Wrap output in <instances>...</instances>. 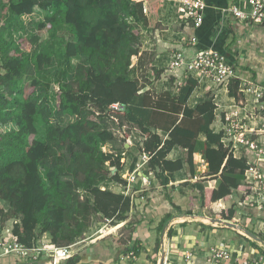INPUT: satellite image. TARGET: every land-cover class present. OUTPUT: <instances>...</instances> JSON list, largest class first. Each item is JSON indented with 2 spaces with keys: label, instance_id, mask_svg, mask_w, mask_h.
<instances>
[{
  "label": "trees",
  "instance_id": "obj_1",
  "mask_svg": "<svg viewBox=\"0 0 264 264\" xmlns=\"http://www.w3.org/2000/svg\"><path fill=\"white\" fill-rule=\"evenodd\" d=\"M35 7L44 12L37 27L47 28L48 37L28 50L14 34L24 30L21 17L31 15ZM159 7V0H0V223L10 218L15 222L11 234L19 243L31 246L37 234H47L57 247L73 244L82 239L95 217L113 225L125 222L127 227L128 214L139 205L135 199L142 198V215H135L127 239L112 238V245L122 248L120 253L138 255V233L146 238L150 230L142 226L150 227L151 217L160 211L158 227L162 228L171 210L179 209L171 201L176 188L168 184V175L180 170L183 162L193 174L195 153L207 164L211 185H191V212L202 213L210 203L234 195L232 206L221 217L231 219L242 211L264 219V209L245 205L237 194L238 190L249 192L250 185L240 181L251 166L258 168L264 180V157L246 145L240 147V158L233 156L222 142L224 133L210 128L216 108L211 99L194 108L187 106L198 82L189 77L177 87L176 95L166 90L157 94L154 89L143 90L135 75L132 61L139 56L144 35L161 28ZM61 32H67L68 38ZM30 41L36 44L38 36ZM76 56L83 60L72 66ZM54 57L61 59L64 69L60 74L67 79L57 81L56 109L36 91L40 82L34 77ZM153 71L155 78L164 73ZM239 82V78H229L226 85L238 105L242 102ZM115 104L120 108L112 107ZM110 116L118 128L132 126L144 138L136 153L149 157L146 166L160 181L159 195L167 202L166 210L165 205L158 210L147 204L158 193L152 188L134 187L125 195L104 187L126 185L121 160L122 152H130L124 148L125 141L124 151L101 149L102 144L115 148L118 142L109 128L100 127ZM40 126H44L42 137ZM157 129L167 133L165 139ZM174 146L185 150L184 161L166 159ZM136 161L133 157L130 170ZM127 241L130 246H125ZM80 255L75 253L64 263L78 264ZM21 263L14 255L0 258V264Z\"/></svg>",
  "mask_w": 264,
  "mask_h": 264
},
{
  "label": "crops",
  "instance_id": "obj_2",
  "mask_svg": "<svg viewBox=\"0 0 264 264\" xmlns=\"http://www.w3.org/2000/svg\"><path fill=\"white\" fill-rule=\"evenodd\" d=\"M159 1L158 16L161 28L150 34L149 38L151 39L144 41L139 56L135 58L136 62L133 64L136 67L135 75L143 86V90L154 89L157 94L166 90L176 95L178 86H183L189 77L195 79L198 86L189 96L187 106L194 108L211 99L216 108L210 128L214 132H223L222 140L229 135L234 138L232 133H229L225 128L226 113L232 114L235 119L238 117L245 127L247 125L254 127L260 123L261 114L254 110L251 104L245 105L243 102L238 105L234 98L228 95L227 84L213 82L197 71L186 73L184 67L173 69L169 67L171 57L175 53L181 52L185 57L190 58L201 49L214 48L234 65L239 78L264 85V26L241 22L228 12L232 5L243 8L245 0H204L203 20L197 28L193 26L192 20H186L177 0ZM141 67L145 68L144 72H140ZM154 68L164 70V73L155 78ZM169 77L173 78L172 82L169 81ZM142 78L145 79V82L141 81ZM179 119L180 116H178L177 121ZM126 127H122L124 133L122 138H125L126 141L124 148L134 150L132 146L134 132L131 131L133 128L126 131ZM156 132L163 139L167 136V133L162 129H157ZM245 134L246 137L259 138L264 141V134H259V136L258 133L249 130ZM199 138L204 140L202 135ZM143 139L142 135L139 136L138 134L136 146L141 145ZM241 155L240 151L235 158H240ZM129 157L122 170L123 174L133 171L129 169L133 157H136V163H141V154L138 152L133 154L130 151ZM166 159L184 161L185 150L179 146H174L167 154ZM146 164H142L139 168V175L130 188V193L133 192L134 187L137 190L152 188L158 193L147 204L151 208L156 206L158 210L165 205L164 209L166 210L167 202L159 195V190L162 188L160 181L153 172L147 169ZM194 165L193 174L183 162L180 170L174 171L170 176L168 175V184L176 188L170 194L171 201L179 209L171 210V217L162 228L158 227L163 213L160 211L151 217L153 222L150 227L148 225L142 226V230H150L145 233L146 238H142L138 233L140 237L138 239V255L133 252L122 254L120 253L122 248H118V245H105L102 241L104 238H109L108 236L111 235L109 233L114 232L121 225L123 226L124 222L110 225V228H107L108 234L102 236L100 240L89 242L79 248L76 247V253L81 254V260L78 264H158L162 255L171 264H183V255L186 252L192 254L187 264H209L207 261L209 252L211 248L217 246L229 248L232 256L240 258L241 261L258 257L264 263V219L251 218L242 211H237L231 219L224 217L233 204L234 195L210 203L202 210V213H196L195 209L191 212L189 195L191 185L198 183L206 188L211 185L210 177L207 176V164L202 160L199 153L194 154ZM262 175L264 176V171ZM257 176H261L259 170ZM185 183L188 185H184ZM240 184L248 183L242 179ZM113 188L110 189L116 193L124 192L123 186L117 190ZM248 193L242 190L237 192L243 201ZM135 203L139 205L133 208L134 215H138L137 211L141 213L139 215H142L145 201L142 198L135 199ZM149 211L151 212V209ZM221 214L224 216L221 217ZM110 238H118V236L113 234ZM162 242L164 246L161 247ZM130 245V241H127L125 246ZM223 264L232 263L225 262Z\"/></svg>",
  "mask_w": 264,
  "mask_h": 264
},
{
  "label": "built area",
  "instance_id": "obj_3",
  "mask_svg": "<svg viewBox=\"0 0 264 264\" xmlns=\"http://www.w3.org/2000/svg\"><path fill=\"white\" fill-rule=\"evenodd\" d=\"M180 10L184 13L187 21H193L195 28L199 27L203 20V12L205 8L204 0H177ZM228 12L241 22H249L253 25L264 26V0H245L243 8L232 5ZM170 68L185 67L186 73L193 71L200 72L203 76L209 80L227 84L229 78H239L234 68V65L228 62L225 56L214 48H204L199 50L191 59L186 60L183 53H175L172 55ZM238 91L242 95V103L251 104L253 109L261 114V121L258 126H244L241 120L230 113L225 114L226 130L234 136L230 135L222 140L226 143L233 156L240 152L242 145L248 146L252 151L262 155L264 157V141L259 138L246 137L244 132L253 131L260 134H264V85H259L251 82L247 79L239 78ZM114 108H120L118 105H112ZM239 129H242L239 130ZM259 135V136H260ZM225 141V142H224ZM149 157L145 154L141 155V163H136L135 168L131 172L123 174L121 177L126 181V185L123 187L124 194L130 193V188L136 182L138 177L139 168L142 164L147 163ZM258 168L251 166L245 172L244 181L251 185L249 193L246 195L243 203L245 205L256 204L258 208L264 209V180L257 176ZM253 185V186H252ZM263 197V199H262ZM106 223H110L109 220H105ZM78 241L63 247H57L53 245L47 234H43L40 238L34 241L31 246H25L17 241L12 236L11 232L3 228L0 230V258L7 255L16 256L22 263L41 261L45 259H51L53 264H65L64 261L72 257L76 253V247ZM163 242L161 244V247ZM164 246V245H163ZM191 252H186L183 255L184 263L187 264L191 259ZM240 258H234L229 248L224 246H217L211 248L207 261L209 264H223L225 262H231L232 264H264L263 261L255 257L253 259H247L245 261L239 260ZM158 264H171L167 258L162 255V258ZM178 264V263H175Z\"/></svg>",
  "mask_w": 264,
  "mask_h": 264
},
{
  "label": "rangeland",
  "instance_id": "obj_4",
  "mask_svg": "<svg viewBox=\"0 0 264 264\" xmlns=\"http://www.w3.org/2000/svg\"><path fill=\"white\" fill-rule=\"evenodd\" d=\"M44 17V12L41 10L40 7H35L33 10V13L29 16H22L21 20L24 24V30L14 34V39L17 40L18 38H22L24 40L23 45L24 48L29 49H33L38 43H40L41 41L45 40L48 37V32H47V28H44L42 30H39L37 25L38 23L42 22ZM61 36H63L64 39L68 38V33L67 32H61L60 33ZM33 36H38V42L36 44L32 43L30 41V39ZM147 39H151L149 38V35H144V38L141 41L140 44V49L144 43L145 40ZM83 58L81 56H76L74 58L71 59V64L72 66H74L77 62L82 61ZM134 62H136L135 58L132 61V65L134 64ZM1 66V65H0ZM64 69V65L61 62V59L59 57H54V59L52 60L51 64L49 66H47L45 68L44 71H42L39 74H36L34 77H37V79L39 80L40 84L39 86L36 88V91L44 96L47 97V100L49 102V105L52 109H56L57 104H58V94H59V88H58V83L57 81H63L67 80L66 77H63L60 72ZM145 68L141 67V71L140 72H144ZM3 70L0 68V73H2ZM27 73H29V71H27ZM140 74V73H139ZM141 75V74H140ZM141 77V76H139ZM142 82H145V79H141ZM30 82L29 80H27V83ZM242 104V102H241ZM106 127L109 128L111 131H113L115 134V137L117 138L118 142L116 145V149L114 147H112L110 144H102L101 145V149L105 152H119V151H124L122 150V143L125 141V138H122V136H124V133L122 132V128H118L117 123L115 122V119H113L112 116L107 117V119H105V121L100 124V127ZM245 126V125H244ZM258 126V124H257ZM129 128H133L132 126H128L126 127V131H129ZM40 135L39 137H42L43 133H44V126H40ZM242 131V129H239ZM132 132H134V138L133 140V148L134 150H132V148L130 149V151L135 154L137 147L136 146V140H137V136L139 134L140 136V132L135 128H133L131 130ZM245 133V132H244ZM136 137V138H135ZM126 142V141H125ZM129 153L130 152H122L123 158H122V162H124L126 164V160H128L129 157ZM128 162V161H127ZM107 166V164H106ZM108 189H110L111 187L114 190L120 189L122 188L121 185H117V184H110L108 186H104ZM111 190V189H110ZM134 210L131 211V213L128 214V221L131 223H133L135 221V215H134ZM138 212V211H137ZM14 221L10 218L9 220H7L6 222H1L0 226H4V228L8 229L11 232V228L14 225ZM129 224V226H122L119 227L118 229H116L114 232L110 231L112 236L113 234H115L116 236H118V238H121L122 240H126L128 237V234L131 230V225ZM110 225H113L111 222L108 224L106 223V221H104V219L102 217H95L92 219L91 221V225L89 227V229L85 232V234H83V236L81 237V239L78 240V245L77 248H79L80 246L87 244L89 242H95L97 240H100L102 238V236L107 235L108 234V229L110 228ZM111 235H109V238H104L102 239V241L105 243V245H111L113 243V239L110 238ZM99 236V237H98ZM41 235L39 236L38 234L36 235V238H40Z\"/></svg>",
  "mask_w": 264,
  "mask_h": 264
},
{
  "label": "water",
  "instance_id": "obj_5",
  "mask_svg": "<svg viewBox=\"0 0 264 264\" xmlns=\"http://www.w3.org/2000/svg\"><path fill=\"white\" fill-rule=\"evenodd\" d=\"M21 264H53L51 259H45V260H41V261H30V262H23Z\"/></svg>",
  "mask_w": 264,
  "mask_h": 264
}]
</instances>
